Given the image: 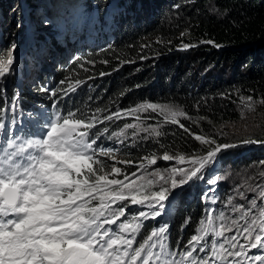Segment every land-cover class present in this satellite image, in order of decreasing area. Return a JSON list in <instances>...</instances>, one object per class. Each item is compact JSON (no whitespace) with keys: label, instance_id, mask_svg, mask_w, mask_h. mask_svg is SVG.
Returning a JSON list of instances; mask_svg holds the SVG:
<instances>
[{"label":"trees","instance_id":"obj_1","mask_svg":"<svg viewBox=\"0 0 264 264\" xmlns=\"http://www.w3.org/2000/svg\"><path fill=\"white\" fill-rule=\"evenodd\" d=\"M72 4L75 12L62 18L64 0H0V32L14 36L21 32L25 11L37 32H32L34 50L28 54L29 60L32 62L35 54H41L56 64L46 76L37 75L31 80L32 90L25 89L20 94L10 90L7 101L18 96L19 108L36 113L43 109L50 121L56 115L67 116L70 111L81 119L99 116L103 123L97 122L89 133V141L96 140L93 147L97 151L113 150L118 138L113 133L124 129L126 123L136 124L132 116L123 115L125 110L145 102L181 109L185 115L176 117L175 124L165 122L159 112L139 114V121L151 124V129L157 128L161 133L128 135L122 143L127 149L123 154L139 160V154L206 151L195 135L218 143L232 142L237 135L226 132V128L238 121L235 108L241 97L251 96L257 103L253 124L258 128L249 138L260 146L241 147L236 155L243 166L263 164L264 104L260 101L264 100V0H72ZM45 19L49 21L45 23ZM183 45L194 46L184 49ZM76 80L83 83L76 91L66 93L64 89ZM6 104L0 94V109H7ZM118 111L122 118L104 119ZM4 113L0 112V122L13 119ZM17 134L21 138L36 137L35 128L31 127L20 128ZM126 210V217L117 225L138 216L131 205H126ZM207 211L218 217L224 213L211 209L196 188L179 193L164 226L167 230L163 242L175 254L170 259L181 260V254L191 250L188 242L197 234L200 221L206 222ZM139 222L143 227L138 233L124 234L135 237L134 248L164 225H156L151 218ZM111 227L118 231L116 225ZM159 239L153 238L157 242L153 251H159ZM214 239L217 244L224 240ZM212 241L208 235L200 245L206 251H199L197 246L193 256L211 257ZM225 247L237 250V244L236 249L228 244ZM231 262L233 257H227V264ZM211 264H220L219 258Z\"/></svg>","mask_w":264,"mask_h":264},{"label":"snow or ice","instance_id":"obj_2","mask_svg":"<svg viewBox=\"0 0 264 264\" xmlns=\"http://www.w3.org/2000/svg\"><path fill=\"white\" fill-rule=\"evenodd\" d=\"M193 46L183 45V48ZM13 63L11 54L6 59H0V80L11 74ZM82 83L80 80L70 82L64 91L74 92ZM241 102L248 110H254L251 96L241 97ZM260 103L264 104V100ZM17 104L18 97L11 102L12 111H15ZM149 110L159 111L165 122L173 124L178 123L177 116L185 115L171 105L149 102L125 110L123 115L139 121V114ZM3 111L7 109H0V112ZM114 116L120 119L122 113L118 111L104 119L111 121ZM97 122L103 123L95 114L81 119L70 111L67 116L56 115L50 122H46V130L38 133V138L8 135L6 125L0 122V133H4L0 141V264H184V261H189V264H211L216 258H219L220 264H227V257H233L231 264H244V261H235V258L247 256L246 248L264 250V208L259 212V219H252L243 229L249 243L241 244L235 251L226 248L225 244L236 249V243L233 242L238 243L237 237H225V232L232 229L223 224L217 230L213 226L211 212L207 223L200 221L197 234L188 242L191 250L182 253L181 260L169 258L175 254L169 252L163 242L166 227L153 230L135 248V237L124 235L138 233L143 227L139 222L141 219L160 216L164 202L168 201L171 193L193 179H199L203 170L214 164L224 151L256 144L258 141L246 139L239 143H218L215 139L195 135L194 139L206 147L202 155H170L165 152L161 157L155 153L146 156L137 165L145 172L150 166L156 165L157 159L175 160L177 164L188 165L166 169L167 177L159 170L149 173L164 181L159 190L151 191L155 184L153 180L139 184L136 180L125 182L130 178L116 164H132V161L115 160L112 150L97 151L93 147L96 140L89 141V133ZM138 128L139 124L124 125V129H133L134 135ZM124 129L113 135L125 136ZM140 130L149 131L148 128ZM103 131L106 133L108 129ZM151 133L161 135L156 128H152ZM98 156L108 157L115 162L105 164ZM120 175L124 178L117 179ZM136 175V172L131 173L133 177ZM177 176L180 179H176ZM218 180L219 177H216L210 183L215 184ZM259 198L264 201V189L260 190ZM94 201L97 203L94 204ZM124 202L147 207L149 211H141L137 217H133L135 223L126 221L117 225L121 218L126 217ZM252 207H256L255 200L252 201ZM237 211H242V208ZM247 215V212L242 211V218ZM219 219H224L223 214ZM114 225L118 231L113 230L111 226ZM257 228L258 234L253 235ZM210 233L214 237L224 238L223 242L217 244L213 239L211 257H194L197 246L202 245ZM154 237L160 238L159 251H153L157 248V242H153ZM199 251L205 252L206 249L200 246ZM250 259L264 264V256L255 255Z\"/></svg>","mask_w":264,"mask_h":264},{"label":"rangeland","instance_id":"obj_3","mask_svg":"<svg viewBox=\"0 0 264 264\" xmlns=\"http://www.w3.org/2000/svg\"><path fill=\"white\" fill-rule=\"evenodd\" d=\"M66 8L62 12V18H68L70 15V11L75 12V8L72 4V0H64ZM45 9L43 10V14H45ZM53 10L49 11L52 12ZM62 10L60 9L59 12ZM23 13V27H21V32L16 34L15 36L12 33L8 32H0V59H6L10 54L13 57L14 63L12 65V72L3 80H0V94L4 97L5 103H7V111H5L4 116L12 117V120H4V124L6 125V133L12 136H18V129L22 128H35V138L37 134L46 130L45 126H42L45 122H50V119L44 114L43 109H38L36 104L33 107L37 108L39 111H33L29 109L28 111L19 108L18 104L15 111L11 110V102L7 101L6 96L8 95L10 90H16V93L20 94L21 91L25 89L32 90L33 86L30 83L37 75L46 76L51 70H55L56 64L51 62V58L48 56L45 60V57L41 54H35L34 60L31 62L29 60V53H32L34 50L33 43V35L32 32H36V27L34 22L31 19L27 18V14L25 11ZM58 14V12L56 13ZM47 15V13H46ZM77 20V19H76ZM45 21H49L45 19ZM40 22V21H38ZM44 23V22H40ZM76 30V29H75ZM74 32V31H73ZM35 35V34H34ZM76 36V35H74ZM56 56V55H55ZM52 59L53 56H51ZM71 60V58H70ZM69 60V61H70ZM51 66V69L50 67ZM18 97V96H17ZM178 111H182L179 108L174 107ZM257 110V103H254V110H248L244 107L241 99L238 101V105L235 108V111L238 112V121L234 124L228 126L226 128V132L236 133L235 140L232 142L239 143L242 139H250L251 133L257 130V126L253 124L254 120L257 119L255 117ZM159 112V111H157ZM178 117V116H177ZM141 119H147L141 118ZM11 122V123H9ZM136 124H139L140 128L135 130L136 134H144L147 133L145 131H141L142 128H148L151 131V124H148L144 121H135ZM41 128V129H40ZM157 129V128H156ZM20 131V130H19ZM133 129H128L125 133V136H120L117 138L116 145L113 146L112 152L114 153L115 160L119 161H132V164H124L118 163L117 167L123 169L124 173H126L130 180L125 181L126 183L131 180H136L137 183H145L147 180L155 181V184L150 189L151 191L159 190L160 185L164 184L163 180H160L159 176H152L149 173L159 170L165 177L168 176V173L165 171L166 169H170L172 167H188L187 164L180 165L177 164L175 160L173 161H164L162 159H157L156 165H152L147 169V172L139 169L137 165L142 162V158L146 156H142V154L138 155L139 160H133V155L126 154L123 152L127 149H123V142L127 141V137L130 134H133ZM4 137V133H0V138ZM230 142V143H232ZM260 145L249 144L241 147H247L249 149L258 148ZM241 147L224 151L217 158V161L207 166L199 179H193L188 184L183 185L182 187L176 188L171 195L169 196L168 201L164 202V207L161 209V215L155 218H151V221L156 225H160L162 222V227H164L171 217V207L175 203L179 193L184 189H197L199 192V197L209 203L211 209L215 210H223L224 219L220 220L217 215H212L213 226L219 230L221 224H223L226 228H231V231L225 232V237H237V250L241 244L247 245L249 242L245 239L247 235L244 233L243 229L249 223H251L252 219H259V212L262 208H264V201L259 198V192L261 189H264V161L261 166L251 165L248 166L245 164H239V157L236 155L237 152L241 149ZM144 147H141L140 150H143ZM206 151L196 155H202ZM165 152L155 153L157 157H161ZM170 155H175L174 153H169ZM193 154L187 153L185 156H192ZM233 158V162H231V157ZM98 159H101L105 162V164L111 165L115 161L108 157L98 156ZM226 159L227 163H224ZM219 167L218 170L215 168ZM132 172H136V176H131ZM219 177L217 183H210L211 180ZM111 178V177H110ZM117 179H123V175L116 177ZM143 178V179H142ZM176 179H180L179 176ZM170 186V185H165ZM226 192V193H225ZM227 196V198H223ZM255 200L256 207H252V201ZM215 201V203H213ZM125 205H131L128 202H124ZM225 205L223 208L220 206ZM238 208H242L243 212H247L248 215L242 218V211H237ZM131 209H137V214L141 211H149L147 207L141 205H131ZM127 212V210H126ZM209 213L207 211L206 222L209 217ZM233 221H236L234 224ZM259 229L253 232V235L258 234ZM211 239L221 238L214 237L211 233L209 234ZM158 251V250H155ZM247 256L239 257V261H244V264H260L259 261H255L250 259L252 256L261 255L264 256V250L262 249H249L246 248Z\"/></svg>","mask_w":264,"mask_h":264}]
</instances>
